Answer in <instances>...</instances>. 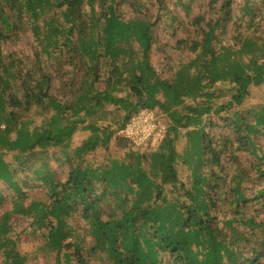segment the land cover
Returning <instances> with one entry per match:
<instances>
[{"label":"trees","instance_id":"obj_1","mask_svg":"<svg viewBox=\"0 0 264 264\" xmlns=\"http://www.w3.org/2000/svg\"><path fill=\"white\" fill-rule=\"evenodd\" d=\"M233 2L208 0L207 14L192 17L175 39L185 61L163 75L149 50L167 14H158L164 0H0V207L10 202L0 218V264L26 262L10 233L18 214L57 256L71 248L63 256L72 254L75 264H237L247 246V259H257L264 108L243 103L249 87L264 81V32L248 29L256 0H243V32L232 20ZM154 3L152 20L146 10ZM123 5L136 14L125 16ZM229 22L233 45L222 43ZM25 33L37 43L31 56L3 50ZM142 108L168 118L155 150L86 161ZM180 129L193 145L185 183L173 147ZM77 131L87 135L72 148ZM242 153L250 154L248 165ZM76 227L90 236L89 247L68 240Z\"/></svg>","mask_w":264,"mask_h":264},{"label":"rangeland","instance_id":"obj_2","mask_svg":"<svg viewBox=\"0 0 264 264\" xmlns=\"http://www.w3.org/2000/svg\"><path fill=\"white\" fill-rule=\"evenodd\" d=\"M207 2L208 0H164V5L160 7L158 14L167 13L166 15H162L161 19L157 22L154 27V41L151 44L149 50V58L152 62L153 66L158 72H161L163 75L170 74V71L175 69L180 61H185V55L179 54V51L174 47L175 39L179 37H184L186 35L185 32V24H187L192 17L195 15L207 14ZM148 5V16L154 20L155 16L158 12V5L154 3L153 5ZM166 7V8H164ZM84 8H87V4L84 5ZM254 8L257 10V18H255L254 25L248 27V17L244 13V3L243 0H234L232 4V20L239 22L241 21V31H246L247 27L251 31L254 26H256V30L258 32H264V0H256L254 3ZM165 9V10H164ZM122 13L125 16L132 13L131 8L129 6L123 5ZM164 11V12H163ZM145 12V11H144ZM138 14V13H137ZM142 16V14H138ZM188 25V24H187ZM189 26V25H188ZM191 28V26H189ZM234 24L231 22L228 23L226 29V36L222 40L223 44H236L233 36L236 35V31H234ZM174 33V34H172ZM37 46V43L34 37L30 33L22 34L18 39L14 41H8L3 44V50L5 52L15 53L19 57L31 56L34 47ZM55 67V66H54ZM58 68V65L57 67ZM67 68V67H66ZM72 76L77 77L76 74L66 75L65 78H70ZM74 77V78H75ZM76 82V81H75ZM58 81L54 83V86H57ZM224 100L221 98L220 101ZM263 106L264 108V81L257 85H251L249 87V94L247 98L244 100L243 108H253ZM156 112V111H155ZM132 115V114H131ZM158 122L165 127V132L167 130L168 118L164 113L157 114ZM110 120V119H109ZM115 127V126H113ZM165 132L163 134H165ZM87 135V132L77 131L73 134L71 138V147L74 148L77 146ZM117 135H113L110 139L107 147H97L95 152L91 153L86 157V161L90 163L103 164L107 162V159H123L125 158V154L131 149L132 146L126 140L116 138ZM158 144L156 142L148 143L147 145L140 147V151H148L155 150ZM173 147L175 151L178 153L177 161L175 163L178 177L180 180L184 181L185 177L188 173L187 165H185V153L190 152L192 150L193 145H190V140L188 136L187 129H180L176 134V137L173 140ZM135 149V148H134ZM4 157L9 159L11 157V153H5ZM250 154L242 153L241 161L244 165H248V158ZM184 161V162H183ZM55 166L54 163H52ZM164 187L169 190L170 183L163 184ZM36 192H39V189H36ZM5 193L7 190L5 189ZM30 197H32V193L28 192ZM254 190H250L249 194H253ZM10 202L6 203L4 206L0 207V218L2 212L10 207ZM261 212L258 215L259 220L264 221V203L263 205L253 202V208H260ZM13 230L10 232L15 236L17 248L20 250V253L26 256L25 264H75V257L70 254L72 253V249H64L57 256V252L48 250L46 246L43 245V239L40 236L39 230H34L33 226L30 225V218L24 217L22 215H15L12 217ZM82 226V221L80 222ZM77 228V227H76ZM149 234H153L154 230L148 229ZM155 234V233H154ZM157 237L161 238V233L158 231ZM69 241H82L86 246L89 247L91 244L90 236H86L85 232L79 227L74 230L73 235L68 239ZM84 240V241H83ZM251 246V243H250ZM85 249V248H84ZM68 251L70 253L69 257L63 256V253ZM251 251L249 250V246L245 247L242 250V256L237 261V264H264V249L258 250L257 259L256 260H248V257H251ZM57 257L59 259H57ZM0 260H1V252H0ZM59 261V262H58ZM163 261L169 263V258L164 255ZM90 264H101L100 259H91Z\"/></svg>","mask_w":264,"mask_h":264},{"label":"built area","instance_id":"obj_3","mask_svg":"<svg viewBox=\"0 0 264 264\" xmlns=\"http://www.w3.org/2000/svg\"><path fill=\"white\" fill-rule=\"evenodd\" d=\"M165 127L158 122L154 110L142 108L134 112L115 134L134 148L153 143L163 135Z\"/></svg>","mask_w":264,"mask_h":264}]
</instances>
